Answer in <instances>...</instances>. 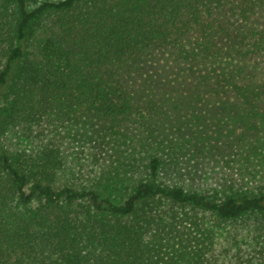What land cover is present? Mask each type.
Returning <instances> with one entry per match:
<instances>
[{
  "label": "trees",
  "instance_id": "trees-1",
  "mask_svg": "<svg viewBox=\"0 0 264 264\" xmlns=\"http://www.w3.org/2000/svg\"><path fill=\"white\" fill-rule=\"evenodd\" d=\"M153 87H190L197 115L234 97L239 129L173 130ZM88 118L129 136L108 182L61 184L55 140L3 141ZM260 123L264 0H0V264H264ZM225 147L227 176L198 185Z\"/></svg>",
  "mask_w": 264,
  "mask_h": 264
},
{
  "label": "rangeland",
  "instance_id": "rangeland-1",
  "mask_svg": "<svg viewBox=\"0 0 264 264\" xmlns=\"http://www.w3.org/2000/svg\"><path fill=\"white\" fill-rule=\"evenodd\" d=\"M163 61V60H162ZM159 63V64H158ZM157 65L160 68V60ZM166 64L162 65V69ZM172 64H168L167 69ZM153 93L160 99L161 104L169 108L172 114L169 117V126L183 128L187 123H193L198 117L200 120L208 113L217 131L223 135H230L239 129L237 124L238 101L234 97H218L213 100L211 110L205 113L201 101L191 99L190 87H153ZM180 112V113H179ZM103 120L99 118H88L87 120L63 121L62 123H47L38 126L29 134L28 138L22 137L17 133H11L4 137L3 141L11 147H32L39 141V137L55 140L63 149L65 154V164L60 173V183H83L110 181L121 164L124 153L128 150L129 136L116 134L109 131ZM177 129V128H173ZM41 131V132H39ZM134 130L131 128V133ZM136 132V131H135ZM120 133V132H119ZM130 134V132H129ZM117 135L119 137H117ZM249 144L245 151L248 152L246 164L251 168L252 173L264 179V123H260L258 130L247 138ZM252 147L256 151L252 150ZM220 156L202 170V177L197 180L198 185L212 187L217 184L215 179H222L227 176L230 151L224 148ZM236 163V162H235ZM256 177L248 176V180Z\"/></svg>",
  "mask_w": 264,
  "mask_h": 264
}]
</instances>
